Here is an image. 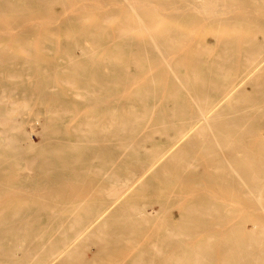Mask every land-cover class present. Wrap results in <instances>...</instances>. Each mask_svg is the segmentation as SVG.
Wrapping results in <instances>:
<instances>
[{
    "label": "bare ground",
    "instance_id": "1",
    "mask_svg": "<svg viewBox=\"0 0 264 264\" xmlns=\"http://www.w3.org/2000/svg\"><path fill=\"white\" fill-rule=\"evenodd\" d=\"M259 5L0 0V264H264Z\"/></svg>",
    "mask_w": 264,
    "mask_h": 264
},
{
    "label": "rangeland",
    "instance_id": "2",
    "mask_svg": "<svg viewBox=\"0 0 264 264\" xmlns=\"http://www.w3.org/2000/svg\"><path fill=\"white\" fill-rule=\"evenodd\" d=\"M258 1H260V0H258ZM229 6V5H228ZM239 6H241L240 4H239ZM253 6V5H252ZM252 6H250L249 8H252ZM263 5H259L258 7H261V8H264V7H262ZM247 6H245V8H246ZM254 7H257V6H255L254 5ZM242 8H244V7H242ZM6 23H2V22H0V35L2 34L3 35V33H4V31L5 32H10L11 34L13 33V32H17L18 30H19V28H11V27H9V28H11V29H9V28H7L8 27V24H6ZM12 26H14V25H12ZM6 27V28H5ZM6 30H8V31H6ZM10 30V31H9ZM13 37H11V39H12ZM11 39H6V38H3V37H0V42H7V41H9L10 42V40ZM29 39H32V40H30V41H35L36 40V38L35 37H30ZM15 40H17V39H14L13 38V40H11V42H13V41H15ZM8 45H10L11 46V44L9 43ZM9 46V47H10ZM216 46V45H215ZM215 46H213V47H215ZM240 46H243V45H240L239 44V46L238 47H240ZM4 48H6L5 46H0V49H2V51H4ZM212 51H214V50H212ZM212 51H209L208 52V54H210V57H209V59H214L215 58V55H214V53H215V51L214 52H212ZM210 52H212V55H211V53ZM38 59V58H37ZM15 61L17 60V62H19V60H18V57H16L15 59H14ZM44 60H40V59H38V60H36V61H32V62H34V63H36V64H41L42 62H43ZM241 62H243L244 63V61H242L241 60ZM245 64H248V63H245ZM16 65V64H15ZM244 68H245V66H244V64L242 65ZM247 66V65H246ZM249 66V65H248ZM247 66V67H248ZM264 72H262V74H263ZM259 74V73H258ZM260 76V78H258ZM258 77L257 76H253V77H251V78H256V79H258V80H255L254 79V83H253V81H252V79L250 78L249 79V81L247 82L248 84H244V87H243V89L244 90H241L239 93H240V95H244V93H245V95L248 97H245V95H244V97H245V99L244 100H246V101H248L249 102V105H246L245 103L246 102H244V100H243V97L241 98V100L240 99H238L239 98V94H237L236 95V99H238V100H232V104H234L233 102L235 101H237V103L240 105V107H239V105H237V103L236 104H234V105H236L235 107H238L239 109H243L244 108V110H243V112L245 111L246 112V115H247V117H248V119H250L251 118V116H253V118H257L258 117V115L257 114H259V115H261V112L263 113L264 111H263V109L261 110L260 108H259V105L257 106V102H255L254 103V101L255 100H253V99H255L256 98V96L255 95H252L251 93L253 92V91H255V90H253V87H254V89H255V86H257L258 88H260V87H262L261 85H260V83L262 82V83H264V80L261 78V77H263L264 78V74L261 76V74H259L258 75ZM23 79V81H27V82H29V83H32L33 82V80H32V78L30 77V78H22ZM259 79H260V81H259ZM250 80L252 81V83L250 82ZM257 81L258 82H260V83H257ZM257 83V85H256V83ZM249 86V88H248V86ZM260 86V87H259ZM250 88H252V90L250 89ZM258 88L256 89V91L254 92V93H257V95H258V91H261V92H263L264 91V86H263V88H260V89H263V90H258ZM245 91V92H244ZM243 94H242V93ZM261 92H259V93H261ZM248 94V95H247ZM249 94H251L252 95V97L249 95ZM250 96V97H249ZM255 96V97H254ZM254 97V98H253ZM248 100H247V99ZM249 98H250V100H253V102H251V105H250V101H249ZM239 101H241L244 105H242L241 103H239ZM230 102H228V103H226L225 105H223L222 106V108H220V110H221V112L222 113H224V112H226V111H229L232 107H230V105L231 106H233L232 104H230ZM252 103H254L253 105H252ZM242 106V107H241ZM253 106H256V108H259L258 110L255 108V107H253ZM248 107H249V109H248ZM250 107H252L251 109H253L254 111H260V112H258V113H255L253 110L252 111H249V110H251L250 109ZM36 108L37 109H39V111H42V107L40 106V105H37L36 106ZM237 108V109H238ZM255 108V109H254ZM246 109H247V111H249V112H247L246 111ZM220 112V113H221ZM244 112V113H245ZM253 112V113H252ZM29 113L31 114V112L29 111ZM250 115H249V114ZM255 113V114H254ZM30 114H28V113H23L22 114V117H23V119H27L28 117H29V119L26 121L27 122V128L30 130V129H32V132H33V134H38V133H40V131H41V126H40V123L39 122H36L37 120H35L33 117H32V114H31V117H30ZM251 114H253V115H251ZM264 114V113H263ZM40 116V115H39ZM263 116V115H262ZM261 118H257V121L258 122H262L263 120H260ZM39 120L40 121H44V119H43V117L42 116H40L39 117ZM249 121V120H248ZM35 123H37V124H35ZM43 123V122H42ZM262 125H264L263 124V122H262V124H261V126L259 127V130L261 131L264 127H262ZM262 128V129H261ZM40 130V131H39ZM260 131H258V134H259V132ZM263 131V132H262ZM261 132H260V134H261V136L262 137H264V129L262 130ZM259 134V135H260ZM259 135H254V137L256 136H259ZM253 136V135H252ZM251 136V137H252ZM253 137V138H254ZM260 137V136H259ZM258 137V138H259ZM33 139H36V140H34V141H37V138H35V136L33 137ZM38 142V141H37ZM3 153H5V152H3ZM0 158H2L5 162H6V165L5 166H3V168H8L10 165H8L7 163H9V161L10 162H14L16 159H18L17 157H15V155H10V153H6V156H0ZM21 160V159H20ZM10 168H11V166H10ZM22 172H19L18 170L17 171H13V172H11V173H8L7 175L8 176H11L12 178L13 177H23V175L21 174ZM34 176H33V179H35V178H39V176H41V174L40 173H34L33 174ZM26 176H27V174H26ZM25 176V177H26ZM222 191V190H221ZM224 193H226L225 191H223ZM221 194H222V192H220ZM59 194L60 193H58V191H56V192H53L52 193V197H51V199H52V201H57V202H59V201H61L62 200V198H61V196H59ZM155 202V201H154ZM156 203V202H155ZM157 205L158 204H155V207H157ZM246 207H242V209H245ZM65 209L66 208H64L63 209V213H65L66 211H67V209H66V211H65ZM246 209H248V208H246ZM172 213H171V216L172 217H175V218H178V212H177V209H174V210H172L171 211ZM168 217L167 218H169L170 217V214L169 215H167ZM118 253V252H117ZM117 253H115L114 255H112V258L111 259H106V262H104V264H108L109 262H112V261H114L115 259V261L114 262H118V259L119 258H121V256L123 257V255H125V253L124 252H119L120 254H117ZM122 253V254H121ZM89 255V254H88ZM90 256V255H89Z\"/></svg>",
    "mask_w": 264,
    "mask_h": 264
}]
</instances>
